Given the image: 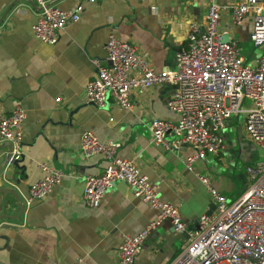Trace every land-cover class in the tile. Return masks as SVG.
I'll return each instance as SVG.
<instances>
[{
  "label": "crops",
  "instance_id": "1",
  "mask_svg": "<svg viewBox=\"0 0 264 264\" xmlns=\"http://www.w3.org/2000/svg\"><path fill=\"white\" fill-rule=\"evenodd\" d=\"M47 1L63 11L80 2ZM240 1L215 0L226 8L220 12L217 33L238 48L249 44L251 19L246 16L232 26L227 8ZM82 6L78 21L47 45L31 33L39 12L34 1L0 0V18L11 7L0 23V115L15 108L24 112L21 159L8 166L7 182H0L15 192L23 211L15 220H0V264H117L114 254L122 236L135 235L154 221L155 212L122 182L103 194L98 208L81 203L84 178L100 175L106 166L99 155L79 154L83 132L100 142L119 143L117 156L131 161L156 186L159 198L177 208L185 233L174 234L168 221L160 222L133 262L168 264L211 203L198 178H208L218 194L232 200L246 186L245 168L261 154L244 132L243 117L236 115L220 132V153L187 169L184 162L192 149L166 151L152 142L149 130L152 120H177L166 106L169 85L133 92L128 110L110 100L98 109L83 98L84 86L95 74L94 63L104 64L109 35L145 53L154 70H175L174 55L184 47L187 25L203 22L205 0H82ZM172 139L166 136V141ZM42 163L59 173V180L45 198L26 206L24 198L41 177ZM18 212L15 199L0 194V214L14 217Z\"/></svg>",
  "mask_w": 264,
  "mask_h": 264
},
{
  "label": "built area",
  "instance_id": "2",
  "mask_svg": "<svg viewBox=\"0 0 264 264\" xmlns=\"http://www.w3.org/2000/svg\"><path fill=\"white\" fill-rule=\"evenodd\" d=\"M32 1L39 12L31 33L47 45L56 43L63 29L77 22L83 11L82 0L69 11L47 0ZM205 3L203 22L187 25L184 47L174 55L175 70H154L145 53L109 35L104 44V64L94 63L95 74L85 84L83 98L98 109L110 100L128 110L133 92L144 93L155 85L171 86L166 106L177 120H152L149 130L152 142L166 151L180 146L192 149L193 154L184 162L187 169L206 156H217L222 148V128L233 116H242L244 132L259 150L260 158L245 168L246 186L232 200L218 194L208 178H198L209 193L213 212L197 218L184 246L168 264H264V0H241L227 8L232 26L239 25L246 16L251 19L249 43L259 55L248 62L233 42H220L217 25L220 12L226 8L215 0ZM245 101L247 109L243 107ZM23 119L20 108L7 116L0 115V142L11 146L9 162L21 159ZM169 134L173 137L170 142L166 141ZM119 147V143L100 142L90 132L80 135L79 154L83 158L99 155L106 162L100 175L84 178L80 201L96 209L103 194L114 183L122 182L135 199L155 212L153 222L135 235L122 236L116 248L117 264H133L148 233L160 222L168 221L174 234L185 233V227L177 208L159 198L156 186L139 174L131 161L117 156ZM38 168L41 177L29 187L24 198L26 206L45 198L60 177L43 163Z\"/></svg>",
  "mask_w": 264,
  "mask_h": 264
},
{
  "label": "water",
  "instance_id": "3",
  "mask_svg": "<svg viewBox=\"0 0 264 264\" xmlns=\"http://www.w3.org/2000/svg\"><path fill=\"white\" fill-rule=\"evenodd\" d=\"M11 7H9L5 14L10 10ZM5 14H3V16H1L0 18V23L2 21V19L4 18ZM230 40L228 38V36H222L220 38V42L221 43H228ZM10 153H11V146L9 143H3L0 144V182L2 183V181L7 182V175H8V166H15V164H17L18 162H9V157H10ZM2 185V184H1ZM245 187L242 188V190H244ZM0 194L2 196H6V195H10L12 196L16 203L17 206L19 208V212L17 213L16 216L14 217H9V216H5L4 214H0V220H4V219H8V220H15L19 215L22 214L23 211V204H21L20 200L17 198L16 194L14 191L12 190H8L6 188H4L3 186H0ZM5 204H2V207H4ZM214 206L212 203H210L207 212L204 214L206 216H210L211 213L213 212Z\"/></svg>",
  "mask_w": 264,
  "mask_h": 264
},
{
  "label": "rangeland",
  "instance_id": "4",
  "mask_svg": "<svg viewBox=\"0 0 264 264\" xmlns=\"http://www.w3.org/2000/svg\"><path fill=\"white\" fill-rule=\"evenodd\" d=\"M239 49L241 51V55L243 56L244 60L247 59V56L251 57V58H254V57H257L259 55L258 50L252 49L250 43L245 45V46H243L242 48H239ZM252 53H253L254 56L253 55L250 56ZM243 107L246 108V109L249 107V104L247 103V101L243 102Z\"/></svg>",
  "mask_w": 264,
  "mask_h": 264
}]
</instances>
